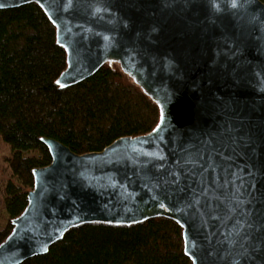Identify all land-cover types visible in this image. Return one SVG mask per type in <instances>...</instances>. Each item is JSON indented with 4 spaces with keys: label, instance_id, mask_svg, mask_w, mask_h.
Segmentation results:
<instances>
[{
    "label": "water",
    "instance_id": "95a60500",
    "mask_svg": "<svg viewBox=\"0 0 264 264\" xmlns=\"http://www.w3.org/2000/svg\"><path fill=\"white\" fill-rule=\"evenodd\" d=\"M32 2L66 50L60 86L117 63L160 116L100 151L43 137L52 161L33 170L0 264L45 254L82 224L155 217L182 227L192 264H264V2L0 0V9Z\"/></svg>",
    "mask_w": 264,
    "mask_h": 264
},
{
    "label": "trees",
    "instance_id": "16d2710c",
    "mask_svg": "<svg viewBox=\"0 0 264 264\" xmlns=\"http://www.w3.org/2000/svg\"><path fill=\"white\" fill-rule=\"evenodd\" d=\"M66 67V50L39 4L0 9V244L28 204L33 170L52 161L43 137L83 154L100 151L120 137L148 133L159 121L156 102L119 64L106 63L84 81L62 87L58 78ZM21 264L192 261L185 253L182 227L173 219L155 217L131 225L73 227L47 253Z\"/></svg>",
    "mask_w": 264,
    "mask_h": 264
},
{
    "label": "rangeland",
    "instance_id": "374dc122",
    "mask_svg": "<svg viewBox=\"0 0 264 264\" xmlns=\"http://www.w3.org/2000/svg\"><path fill=\"white\" fill-rule=\"evenodd\" d=\"M1 179H2V181H5L7 179L6 173H3V175L1 176Z\"/></svg>",
    "mask_w": 264,
    "mask_h": 264
},
{
    "label": "snow or ice",
    "instance_id": "6c2138e0",
    "mask_svg": "<svg viewBox=\"0 0 264 264\" xmlns=\"http://www.w3.org/2000/svg\"><path fill=\"white\" fill-rule=\"evenodd\" d=\"M233 6H235V0H233ZM161 207H163V205H161ZM45 251H47V249H45Z\"/></svg>",
    "mask_w": 264,
    "mask_h": 264
}]
</instances>
